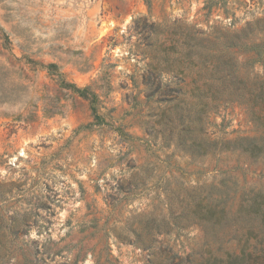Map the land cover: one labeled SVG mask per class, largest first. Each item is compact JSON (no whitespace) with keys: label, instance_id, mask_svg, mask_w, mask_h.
Returning a JSON list of instances; mask_svg holds the SVG:
<instances>
[{"label":"rangeland","instance_id":"rangeland-1","mask_svg":"<svg viewBox=\"0 0 264 264\" xmlns=\"http://www.w3.org/2000/svg\"><path fill=\"white\" fill-rule=\"evenodd\" d=\"M146 1L0 0V264L239 252L235 227L193 222L192 196L236 192V211L243 194H264V155L235 146L263 129L224 102L231 67L247 91L264 84V51L249 49L264 44V0ZM49 64L91 88L102 124L81 129L91 105Z\"/></svg>","mask_w":264,"mask_h":264},{"label":"trees","instance_id":"trees-1","mask_svg":"<svg viewBox=\"0 0 264 264\" xmlns=\"http://www.w3.org/2000/svg\"><path fill=\"white\" fill-rule=\"evenodd\" d=\"M150 7V1H146ZM9 40V39H7ZM234 45V43H231ZM236 46V44L234 45ZM249 49L258 52L264 51L263 45H253ZM50 75L57 78L59 87L72 92L79 97L88 100L94 116V123L82 127L91 128L102 124L103 116L99 113V101L90 87L81 89L75 84L68 83L63 75L59 73L58 66L49 64L45 66ZM226 76L231 79L229 94L224 99L228 105L233 103L246 104L251 110L252 119L262 129L263 135L260 138H243L235 146L242 149L244 153L250 154L254 158L264 155V84L258 88L247 91L243 83L236 76V70L231 67L226 71ZM217 92L213 94V103L210 110L215 112L218 109ZM200 122V118L197 119ZM196 120L190 121L186 127L188 132L196 131ZM226 128V126H225ZM194 144L196 143L193 138ZM213 143H216L215 141ZM232 144H227L230 148ZM232 196L227 189L214 196L211 193L203 195L202 192L192 196V216L193 222L199 225L204 232L218 235L225 228L235 227L239 235V252L227 253L224 260H220L209 254L208 259L198 264H264V194H243L240 198L237 210L233 211L231 206L236 197V192Z\"/></svg>","mask_w":264,"mask_h":264}]
</instances>
